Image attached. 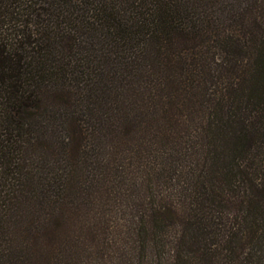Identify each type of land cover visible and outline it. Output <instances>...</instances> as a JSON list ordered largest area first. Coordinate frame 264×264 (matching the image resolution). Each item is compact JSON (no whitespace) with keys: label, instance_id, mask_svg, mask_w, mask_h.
Returning <instances> with one entry per match:
<instances>
[{"label":"trees","instance_id":"trees-1","mask_svg":"<svg viewBox=\"0 0 264 264\" xmlns=\"http://www.w3.org/2000/svg\"><path fill=\"white\" fill-rule=\"evenodd\" d=\"M0 264H264V0H0Z\"/></svg>","mask_w":264,"mask_h":264}]
</instances>
